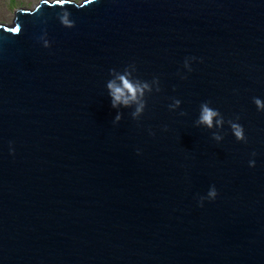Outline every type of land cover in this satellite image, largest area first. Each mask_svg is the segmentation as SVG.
Here are the masks:
<instances>
[{"label":"water","instance_id":"obj_1","mask_svg":"<svg viewBox=\"0 0 264 264\" xmlns=\"http://www.w3.org/2000/svg\"><path fill=\"white\" fill-rule=\"evenodd\" d=\"M120 75L151 88L137 119V102L112 107L107 83ZM254 98L264 0L19 8L0 24V264H264ZM205 102L222 126H197Z\"/></svg>","mask_w":264,"mask_h":264},{"label":"clouds","instance_id":"obj_2","mask_svg":"<svg viewBox=\"0 0 264 264\" xmlns=\"http://www.w3.org/2000/svg\"><path fill=\"white\" fill-rule=\"evenodd\" d=\"M58 18L63 26L67 28L75 27V23L71 19L70 12L68 11L62 12ZM44 46L50 47L49 42L47 40H44ZM190 59H195V58H190ZM188 61L189 59L185 60V67H187L188 71L190 72L192 71V68ZM118 81L119 83H117V81L115 80H110L107 83V88L109 90V95L111 97L112 107L117 108L120 105L129 107L133 102H137L138 106L136 107L135 111L132 113V117L134 119H137L141 115V113L144 112L145 109V103L140 101L139 98L143 97L145 89L151 91V88L147 83L141 85L139 82L137 83L131 82L126 75L118 76ZM159 90L160 89H157V91ZM180 103L181 101L179 99H176L174 101V104L169 105V108L173 109L174 107H178ZM210 103L211 102H205L201 104L200 115L196 121L197 126L203 125L206 126L207 128H213L215 126H222L224 124V117L221 115L219 110L210 107L209 106ZM254 103L260 111H264V100H261L260 98H254ZM180 114L186 115V113L184 112H181ZM121 119H122V114L118 113L116 116V122L120 121ZM229 124L236 139L239 141H246L247 138L245 136V130L243 126L237 122H233L232 120H229ZM151 134L155 135V133H151ZM213 136L214 139H216L217 141L222 139V137H220L219 135L213 134ZM253 155H255V153H253ZM249 163L250 166L252 167L255 166V160H251ZM217 195H218L217 190L213 186L208 192V198L215 199ZM202 200L203 198H201V201ZM201 206H203L202 203Z\"/></svg>","mask_w":264,"mask_h":264},{"label":"rangeland","instance_id":"obj_3","mask_svg":"<svg viewBox=\"0 0 264 264\" xmlns=\"http://www.w3.org/2000/svg\"><path fill=\"white\" fill-rule=\"evenodd\" d=\"M43 0H0V24L11 25L19 8L34 9ZM54 1V0H49ZM81 4L87 0H70Z\"/></svg>","mask_w":264,"mask_h":264},{"label":"snow or ice","instance_id":"obj_4","mask_svg":"<svg viewBox=\"0 0 264 264\" xmlns=\"http://www.w3.org/2000/svg\"><path fill=\"white\" fill-rule=\"evenodd\" d=\"M16 31H19V29L17 28Z\"/></svg>","mask_w":264,"mask_h":264},{"label":"bare ground","instance_id":"obj_5","mask_svg":"<svg viewBox=\"0 0 264 264\" xmlns=\"http://www.w3.org/2000/svg\"><path fill=\"white\" fill-rule=\"evenodd\" d=\"M44 1H46V0H44Z\"/></svg>","mask_w":264,"mask_h":264}]
</instances>
